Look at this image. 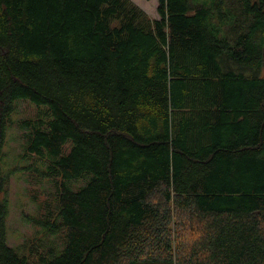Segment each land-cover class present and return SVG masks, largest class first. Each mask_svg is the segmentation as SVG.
I'll return each instance as SVG.
<instances>
[{"label": "trees", "instance_id": "1", "mask_svg": "<svg viewBox=\"0 0 264 264\" xmlns=\"http://www.w3.org/2000/svg\"><path fill=\"white\" fill-rule=\"evenodd\" d=\"M0 0V194L18 100L53 191L0 264H264V0ZM85 180L83 185L75 182Z\"/></svg>", "mask_w": 264, "mask_h": 264}, {"label": "rangeland", "instance_id": "2", "mask_svg": "<svg viewBox=\"0 0 264 264\" xmlns=\"http://www.w3.org/2000/svg\"><path fill=\"white\" fill-rule=\"evenodd\" d=\"M153 18H158V0H133ZM45 109L28 100H18L11 117L4 145V165L9 172V182L0 198L9 202L7 218L8 243L21 252H29L30 244L38 250L54 244L62 245L59 235L47 236L42 227L35 224L36 218L43 214L44 207L53 191L51 181L43 178L39 171L43 167L36 163L35 156L25 152V134L28 129L24 121L33 120L44 114ZM39 165V166H38ZM85 180L74 183L83 185Z\"/></svg>", "mask_w": 264, "mask_h": 264}]
</instances>
